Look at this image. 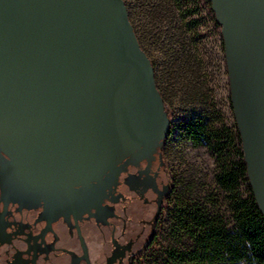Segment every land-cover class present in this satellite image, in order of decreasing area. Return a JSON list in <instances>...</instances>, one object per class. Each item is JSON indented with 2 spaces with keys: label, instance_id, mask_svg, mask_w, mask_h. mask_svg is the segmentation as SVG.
Segmentation results:
<instances>
[{
  "label": "water",
  "instance_id": "obj_1",
  "mask_svg": "<svg viewBox=\"0 0 264 264\" xmlns=\"http://www.w3.org/2000/svg\"><path fill=\"white\" fill-rule=\"evenodd\" d=\"M264 214V0H209ZM171 118L126 0H0V239L13 203L48 222L100 208Z\"/></svg>",
  "mask_w": 264,
  "mask_h": 264
},
{
  "label": "rangeland",
  "instance_id": "obj_2",
  "mask_svg": "<svg viewBox=\"0 0 264 264\" xmlns=\"http://www.w3.org/2000/svg\"><path fill=\"white\" fill-rule=\"evenodd\" d=\"M126 2L140 43L154 65L157 86L172 118L174 139L168 155L171 174H181L186 159L200 168L203 186L209 185L222 162L230 159L233 152L238 158L243 150L231 101L222 27L216 21L209 0ZM201 119L209 130L223 137L214 139L211 144L201 139L196 146L187 141L182 128L193 126ZM227 134L229 143L222 148ZM217 143L221 145H215ZM243 189L246 184L240 180L239 192L243 193ZM213 193L219 194L218 204H208V208L211 214L218 213L223 224L230 228L232 219L225 192H198L196 197L204 203ZM178 198L161 214L154 241L138 247L133 264H180L171 258L172 250L193 242L189 235L174 229Z\"/></svg>",
  "mask_w": 264,
  "mask_h": 264
},
{
  "label": "flooded vegetation",
  "instance_id": "obj_3",
  "mask_svg": "<svg viewBox=\"0 0 264 264\" xmlns=\"http://www.w3.org/2000/svg\"><path fill=\"white\" fill-rule=\"evenodd\" d=\"M172 123L171 118L156 159L150 164L143 160L138 165H129L117 188L98 209L77 216L62 215L48 222L43 207L27 208L11 203L4 215L0 264H133L138 247L156 238L155 227L161 214L176 197L184 199L192 193L196 197L198 192H233L231 175L224 189L218 168L210 184L203 186L200 168L186 159L182 173L172 176L168 162L174 139ZM190 128L184 126L182 134L187 141L199 145L200 134ZM226 136L225 145H228L229 134ZM244 183L247 189L248 166ZM0 211H3L2 203Z\"/></svg>",
  "mask_w": 264,
  "mask_h": 264
},
{
  "label": "trees",
  "instance_id": "obj_4",
  "mask_svg": "<svg viewBox=\"0 0 264 264\" xmlns=\"http://www.w3.org/2000/svg\"><path fill=\"white\" fill-rule=\"evenodd\" d=\"M190 130L198 132L201 139L210 144L214 138L223 137V134L217 135L215 131L209 130L204 119L199 120L196 126H191ZM238 135L242 145L239 129ZM225 144L226 142L223 146L219 143L215 145L223 148ZM226 159L220 166L218 176H223L224 189L227 178L232 176L233 192L224 194L225 200H231L229 208L232 226L229 228L224 225L219 214H211L208 208V204H218L219 194L209 195L204 203L194 197V193L188 198H178L174 229L177 233L184 232L189 235L193 244L182 248L175 247L171 253L173 261L180 264H264V214L257 203L249 177L248 188L243 189V193L239 192V181L243 183L247 180L243 150H240L238 158L233 152V156Z\"/></svg>",
  "mask_w": 264,
  "mask_h": 264
},
{
  "label": "built area",
  "instance_id": "obj_5",
  "mask_svg": "<svg viewBox=\"0 0 264 264\" xmlns=\"http://www.w3.org/2000/svg\"><path fill=\"white\" fill-rule=\"evenodd\" d=\"M167 107V106H166Z\"/></svg>",
  "mask_w": 264,
  "mask_h": 264
}]
</instances>
